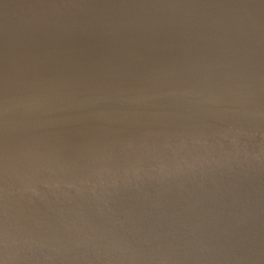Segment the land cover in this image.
I'll return each instance as SVG.
<instances>
[{
	"label": "water",
	"instance_id": "obj_1",
	"mask_svg": "<svg viewBox=\"0 0 264 264\" xmlns=\"http://www.w3.org/2000/svg\"><path fill=\"white\" fill-rule=\"evenodd\" d=\"M0 264H264V0H0Z\"/></svg>",
	"mask_w": 264,
	"mask_h": 264
}]
</instances>
